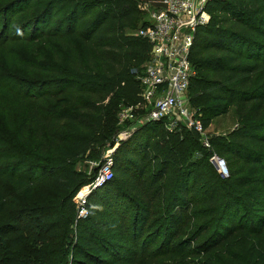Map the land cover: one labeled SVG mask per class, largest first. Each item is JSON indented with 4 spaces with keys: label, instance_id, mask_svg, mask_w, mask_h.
<instances>
[{
    "label": "trees",
    "instance_id": "obj_1",
    "mask_svg": "<svg viewBox=\"0 0 264 264\" xmlns=\"http://www.w3.org/2000/svg\"><path fill=\"white\" fill-rule=\"evenodd\" d=\"M138 3L0 7V264H264V0H211L190 52L188 101L205 129L235 110L237 127L209 139L229 177L197 133L147 121L119 143L113 179L76 219L73 198L95 178L78 163L101 161L121 112L142 102L151 47L134 36L147 26ZM19 14L31 18L9 40ZM151 238L162 246L151 251Z\"/></svg>",
    "mask_w": 264,
    "mask_h": 264
},
{
    "label": "built area",
    "instance_id": "obj_2",
    "mask_svg": "<svg viewBox=\"0 0 264 264\" xmlns=\"http://www.w3.org/2000/svg\"><path fill=\"white\" fill-rule=\"evenodd\" d=\"M211 0H139L138 8L147 17V26L134 34L145 39L151 47L150 59L138 73L142 102L124 109L123 119L142 113L146 121H165L166 129L174 131L179 125L199 135L204 149L211 151L209 162L223 179L229 177V168L224 158L211 150L206 138V129L190 107L188 89L194 69L190 52L194 36L199 27L210 21L207 5ZM124 117V118H123ZM131 132L120 133L112 151L104 157L93 182L83 187L74 199L77 221L89 217L87 198L91 191L104 186L113 179V155L119 142L130 137Z\"/></svg>",
    "mask_w": 264,
    "mask_h": 264
},
{
    "label": "rangeland",
    "instance_id": "obj_3",
    "mask_svg": "<svg viewBox=\"0 0 264 264\" xmlns=\"http://www.w3.org/2000/svg\"><path fill=\"white\" fill-rule=\"evenodd\" d=\"M7 1H9V0H0V7L3 6L5 4V2H7ZM145 17H146V15H145ZM30 18L31 17L29 14H19L13 19L12 25L10 27V31L8 32L9 38H10L9 40L15 39L20 35V32L22 31L24 25L27 23V21ZM146 19H147V17H146ZM11 43L12 42H10L9 45ZM20 50H22V49H20ZM15 54H17V49L11 54L10 59L15 57L16 56ZM2 60H4V57H3L2 53L0 52V62H2ZM26 78H28V76H25L23 79H26ZM148 109H149V107L147 109H145V111H142V113H140V114L139 113L134 114L133 118L131 117V118L121 120L120 123L122 125H120V129H121L120 133H124V132H128V131L132 132L134 128H137V127L143 125L144 122H147L146 118L143 115H145L144 113H147ZM122 112H124V110ZM236 127H237V118H236L235 110H234V108H232L226 115H222V116H220V117H218L212 121V123L208 127V129H206V138L209 140L213 136H225L226 134H228L230 131H232ZM115 142H116V139H115ZM112 148H113L112 146L108 147V149L105 151V154H104L103 158L101 159V161L91 162V161H88L87 158H84L83 160H81L78 163L77 169L82 171L85 175H87V177L94 178L97 175L99 165L102 163L104 157H106L107 154L112 151ZM89 185L90 184L86 185L85 187H87ZM103 187L104 186L97 188V189H101ZM92 192L93 191H91V193ZM76 196L77 195H75V197ZM75 197L73 198V203H74ZM76 218H77V211H76ZM153 219H155V218L153 217L150 221H152ZM149 224H147V226L143 230V236H145L149 231H150L149 233L151 235H152V233H154L155 228H151L149 226ZM161 241H163L161 238H159L157 240H156V238L155 239L151 238V240H149L150 246H151L150 250L152 251L153 249H156V247L161 245L160 244ZM174 243H176V241ZM150 262H151V264H171V261H169L168 257H157L155 259H152ZM117 264H127V263L124 260L123 261L120 260Z\"/></svg>",
    "mask_w": 264,
    "mask_h": 264
}]
</instances>
